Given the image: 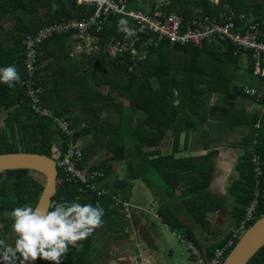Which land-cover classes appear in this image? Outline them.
Returning <instances> with one entry per match:
<instances>
[{"label":"trees","instance_id":"obj_1","mask_svg":"<svg viewBox=\"0 0 264 264\" xmlns=\"http://www.w3.org/2000/svg\"><path fill=\"white\" fill-rule=\"evenodd\" d=\"M146 6H150L151 12L159 7L165 13L185 18L197 14L218 17L231 9L238 16L236 22L240 33L254 26L257 32L264 34V0H219L217 5L211 0H169L166 7L162 0H129L130 9L144 10ZM93 11L92 7L79 5L77 0H0V69L15 66L20 77L12 82L11 87L0 82V110L5 112L0 126V154L23 152L52 157L53 147L59 141V151L66 150L67 137L54 128L51 118L34 113L31 100L22 86L26 74L25 40L45 26L87 19ZM121 19L127 18L110 17L96 38L100 50H94L91 55H71L79 42L74 38L77 35L73 30L54 35L40 48L36 82L42 88V103L53 111L56 118L70 121L77 130L73 142L82 156L75 160L76 167L97 173L92 180L94 189L58 183L51 210L57 203L78 202L95 207L106 199L120 214L113 197L121 198L133 207L122 185L130 186L133 180L140 179L157 197L162 194L181 201L186 214L205 229L210 226L209 212L224 209L226 201L232 197L231 213L238 228L254 198L253 149L263 162V176L258 190L256 219L247 224L250 228L264 216V77L254 74L252 53L238 50L231 44L200 50L163 42L158 48H151L147 59L135 61L138 66L129 72V55L115 59L105 52L106 45L120 36ZM173 52L182 55V64H170ZM243 54H246L248 69L239 73V79L218 71L222 65L232 66L235 71L240 69ZM261 61L264 69V55ZM243 76L252 80L246 81ZM246 87L255 88L257 94H247ZM214 95L218 98L214 105L209 106ZM239 99L251 100L259 109H237ZM138 112L140 114L136 116ZM103 113H107L104 118ZM210 119L231 129L247 128L240 143H232L243 153L236 165L239 177L223 198H216L210 191L216 151L200 158H176L175 154L180 152L177 148L173 154L167 155L155 150L161 147L169 132L175 147L179 146L183 134L186 135V144H189L190 132L197 131ZM86 137L92 141L80 146L77 142ZM205 148L209 149L210 144H205ZM147 149L154 151L148 152ZM116 161L126 162L128 176L115 181L114 190L106 191L108 188L104 182L109 175L114 178L110 169L111 163ZM42 176L25 169L0 172V239L8 245L15 246L16 234L11 227L13 220L5 216V212L10 213L14 208L25 205L35 208L45 186ZM100 191L105 194H99ZM159 213L172 230L184 228L183 222L168 205L163 204ZM243 233L235 239V233L230 235L226 242L234 239V248ZM183 236L193 241L205 257L213 254L215 249L207 254L191 233ZM92 251L89 235L78 241L76 246H68L61 264H84ZM38 262L54 264L40 258ZM0 264H3L2 260ZM248 264H264V246Z\"/></svg>","mask_w":264,"mask_h":264},{"label":"built area","instance_id":"obj_2","mask_svg":"<svg viewBox=\"0 0 264 264\" xmlns=\"http://www.w3.org/2000/svg\"><path fill=\"white\" fill-rule=\"evenodd\" d=\"M163 1V0H162ZM79 5L94 9L87 19H74L61 24L45 26L35 34L26 37V74L22 86L27 97L31 100L32 109L35 114L49 117L54 120L57 128L67 137L69 143L66 150L59 151V155L54 158L58 170L63 173L61 183L78 184L86 188L94 189L92 180L97 176L96 172L83 171L76 167L75 160L81 157V151L74 143L77 130L72 123L66 119L56 118L52 111L44 107L42 103V88L37 85L36 76L39 71V60L41 58L40 48L43 43L56 34L73 30L76 33L75 39L79 40L75 53L78 55L93 54L97 48L98 33L102 32L111 16H122L130 20V27L133 35L119 31V38L110 41L105 52L111 58L125 57L129 55L131 63H128L129 72L133 71L138 59L145 58V51L150 47H158L162 42L180 46H192L197 49H204L213 45L231 44L238 50L249 51L253 55L252 64L254 74L264 77V69L261 68L262 56L264 55V34L257 32L254 26L245 33H240L237 29L236 18L238 17L232 10L222 15V18L215 19L209 16L185 18L178 14L165 13L159 7L155 11L130 9L129 0H77ZM168 6V3H163ZM240 17V16H239ZM89 50V51H87ZM140 60V61H141ZM123 62L125 60L123 59ZM247 94L255 95V88L246 87ZM252 164L255 172L254 198L246 208L243 220L239 224L234 239L239 234L245 232L247 224L255 221L258 208L259 186L263 176V162L260 157L252 152ZM59 183V181H58ZM94 186V187H93ZM99 194L104 195V191ZM113 202L119 209L120 215L126 221L132 219V206L121 198L113 197ZM126 232L133 233V228L128 225ZM234 239L229 240L222 248L214 250L213 254L205 257L197 245L183 236H179V241L183 244L192 256V264H224L229 252L234 245ZM139 263L143 264V258L138 253Z\"/></svg>","mask_w":264,"mask_h":264},{"label":"crops","instance_id":"obj_3","mask_svg":"<svg viewBox=\"0 0 264 264\" xmlns=\"http://www.w3.org/2000/svg\"><path fill=\"white\" fill-rule=\"evenodd\" d=\"M211 1L216 5L219 4V0ZM229 10L231 9L220 13L218 17L212 18L220 19L222 15L227 14ZM199 16L206 17L201 14H197L195 17ZM151 48L155 47H150L145 51L144 59H147ZM72 53L71 55L74 56L75 51L73 52L72 50ZM177 55L178 53H171L170 64L173 66L182 64L180 62L178 64L174 62ZM1 111L2 110H0V112ZM51 121L53 122L54 128L57 130L58 128L54 120L52 119ZM217 122V120L210 119L205 124L208 125L209 129L213 128L211 132L203 128L190 132L188 139L189 144H186V142L183 143L180 149L177 150L180 152H177L175 155L176 158H200L201 156L207 155L210 151H216L217 155L213 159L214 171L210 191L216 198H223L228 195V190L233 181L239 177L236 171V165L240 157V150L235 146H232L233 148L228 146L212 148L211 143L207 141L210 136H218V134H220L221 137L225 135L229 136L232 134L231 130H234L229 127L226 129L223 124H218ZM237 129V131H234L239 134L241 132L242 135L244 134L243 127H237ZM171 136L172 133L169 132V136L163 141L161 147L155 150L160 151L163 155L173 154L172 147L169 144ZM181 138L183 139V136ZM190 139H193V141H189ZM83 140L78 141V143H83ZM199 140L202 141L201 146L198 144ZM205 144H210V148L206 149ZM56 150H61L60 141L53 147V151ZM146 151L152 152L154 149H147ZM229 159L231 162L226 164V161ZM111 165L112 169H110V171L114 173V178H111V175H109L110 177H107L104 186L114 190L115 181H122L127 178V164L125 161H116L115 163H111ZM116 170H118V172H116ZM144 184L148 187L147 191L144 189ZM156 184H160L159 180H157ZM122 186L124 187V192L129 197V201L133 205L132 219L131 221H126L123 216L118 214L111 207L109 200L104 199L100 201L98 205L96 204L95 207H101L104 214L101 218L102 223L100 226L96 227L90 233L93 251L84 264H140L138 252L142 255L144 260L143 264H191L188 251L186 247L180 243L179 236L191 233L198 246L207 254H211L219 245L226 244L227 238L237 231V225L231 213L233 207L232 197L228 198L224 209H216L209 212L208 219L210 221V226L205 229L186 214V209L181 201L170 199L162 194H159L157 197L142 180H133L130 186L125 184ZM86 199L88 198L86 197ZM163 204L168 205L176 213L178 218L183 222L184 228L182 227L180 230L175 231L163 221L159 213V208L162 207ZM230 222H233V225H231ZM128 225L133 228V233L125 231V227Z\"/></svg>","mask_w":264,"mask_h":264},{"label":"clouds","instance_id":"obj_4","mask_svg":"<svg viewBox=\"0 0 264 264\" xmlns=\"http://www.w3.org/2000/svg\"><path fill=\"white\" fill-rule=\"evenodd\" d=\"M128 23L127 19H121L119 30L131 36L133 30ZM19 79L15 66L0 69V82L11 87L12 82ZM252 152L255 151L252 149ZM103 214L99 206L78 202L57 203L52 210L25 205L14 208L10 213L5 212V216L13 220L11 227L16 240L13 247L0 239V260L3 264H17L18 261L19 264H29L40 258L61 264L68 246H76L78 241L87 238L100 226Z\"/></svg>","mask_w":264,"mask_h":264},{"label":"water","instance_id":"obj_5","mask_svg":"<svg viewBox=\"0 0 264 264\" xmlns=\"http://www.w3.org/2000/svg\"><path fill=\"white\" fill-rule=\"evenodd\" d=\"M25 169L40 173L46 178L44 190L36 207L51 210L53 197L58 188V167L53 157L36 153L0 154V172ZM264 246V216L257 220L239 239L228 254L224 264H248L253 256ZM29 264H39L36 261Z\"/></svg>","mask_w":264,"mask_h":264},{"label":"rangeland","instance_id":"obj_6","mask_svg":"<svg viewBox=\"0 0 264 264\" xmlns=\"http://www.w3.org/2000/svg\"><path fill=\"white\" fill-rule=\"evenodd\" d=\"M162 3H168V5H169V0H163L162 1ZM146 8V10H150V6H146L145 7ZM95 50H100V48L97 46V48L95 49ZM87 51H89V50H87ZM73 54V53H72ZM86 54H88V53H86ZM75 55H76V53H75ZM174 62L176 63V64H178L179 62L180 63H183V58H182V56L180 55V54H178L176 57H175V60H174ZM243 63V65H241V68L239 69H237V71H235L234 70V67H232V66H228V65H222L221 67H219V69H218V71L219 72H222V73H224V74H226L227 76H229V77H231V78H238L239 79V73L240 72H242V70H247L248 69V60H247V58H246V54H243V56L241 57V64ZM136 66H138V64L136 65ZM135 66V67H136ZM242 79H244V80H246V81H250V80H252L250 77H248V76H243V78ZM217 98H218V95H214L213 97H212V99H211V101H210V105L209 106H212V105H214L215 104V101L217 100ZM240 108H246V109H249V110H255V109H259V106L257 105V104H255L254 102H252L251 100H242V99H239V101L237 102V109H240ZM140 113L138 112V114L136 113L135 115L137 116V115H139ZM106 115H107V113H103L102 114V117L104 118V117H106ZM112 115V114H111ZM4 118H5V113L4 112H0V126H2L3 124V121H4ZM45 118H47V117H45ZM199 128H203L204 130L205 129H208L209 130V132H211L212 130H213V128L212 129H209V127H208V125H204L203 127H199ZM224 128H226L227 129V126L226 125H224ZM219 129V128H218ZM235 131H237L238 129L236 128V129H234ZM234 130H231V135H229V136H224V137H221V135L220 134H218V136H210L208 139H207V141H209L210 143H211V145H212V148H220V147H224V146H228V147H232L233 145H232V143L233 144H238V143H240V141H241V139H242V137H243V135L244 134H246L247 133V130H246V128H244V134L242 135V133L240 132V134L238 133V132H235ZM183 136V139L181 138V140H180V144H179V146H177V147H175V145H174V143H173V139H172V136L170 137V142H169V144H170V146L172 147V151L174 152V150L177 148V150H179L180 149V146L183 144V143H185L186 142V135L185 134H183L182 135ZM230 137V138H229ZM92 140H91V138H84V140H83V143H81V142H79V145L80 146H83V144H86V143H88V142H91ZM189 141H193V139H190ZM78 143V142H77ZM198 144H199V146H201L202 145V141L201 140H199L198 141ZM233 148V147H232ZM237 149H239L240 150V152H239V156H241L242 155V153H243V151H242V149L241 148H237ZM59 155V150H56V151H53V158H55L56 156H58ZM97 156H101V154H97ZM231 162V160L229 159V160H227L226 161V164H228V163H230ZM127 170V169H126ZM116 172H118V170H116ZM58 181H59V183H61L60 181H62V178H63V173L61 172V171H59L58 170ZM41 179L46 183V178L44 177V176H42L41 177ZM232 185V184H231ZM144 189H145V191H147L148 190V187L144 184ZM106 191H109V189H106ZM233 218V217H232ZM230 224L231 225H233V222H230ZM137 252H138V250H137ZM139 253V252H138ZM188 254H189V252H188ZM189 256H190V254H189Z\"/></svg>","mask_w":264,"mask_h":264}]
</instances>
